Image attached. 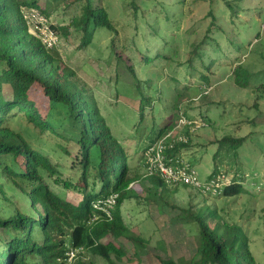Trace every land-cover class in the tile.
I'll use <instances>...</instances> for the list:
<instances>
[{"label": "trees", "instance_id": "trees-1", "mask_svg": "<svg viewBox=\"0 0 264 264\" xmlns=\"http://www.w3.org/2000/svg\"><path fill=\"white\" fill-rule=\"evenodd\" d=\"M47 1H52L53 5L61 4L44 9L38 0H0V198L5 205L1 208L2 214L0 211V264H67L64 260L69 250L90 255L88 260L74 258L69 264H95L93 256L107 264L121 262L128 257L130 250L135 255L147 243L141 235L133 233L120 213L125 200L139 197L133 184L135 177L130 174L123 148L99 113L85 82L64 63L56 50L58 44L47 49L29 34L28 21L24 17L35 10L44 18L49 29L55 32L57 42L59 36L63 39L76 38L77 49L84 51L94 47L92 42L96 32L105 30L111 36L108 49L113 53L120 36L124 41L132 40L125 33L130 30L131 24L135 30L141 29L138 16L142 5L148 0L123 2L125 22L122 24L110 19L105 0ZM190 1L189 7L197 3V0ZM220 2L225 13L238 21L242 9L240 3L235 0ZM185 3L186 0H183L179 4L185 6ZM158 5L162 3L158 1ZM182 14L189 16L190 35L194 37L178 46L167 59L179 67L202 68L203 71H197V80L206 86L204 80H208L206 74H210L207 71L214 61L220 65L221 58L230 50L227 42H234L232 38L228 40V34L215 23L211 8L207 12L211 21L205 28L204 36L199 27L202 22L190 18L191 12L183 10ZM57 16L62 19L53 22ZM130 59V56L123 58L122 55L117 58L127 69V79L136 80L133 65L128 63ZM197 61L199 64L195 67ZM230 71L229 77L236 87L249 88L246 80L248 72L241 64ZM139 83L136 82L135 94L140 90ZM205 88L207 91L203 94L207 95L211 86ZM178 96L180 94H174L170 98L169 106L165 101L166 115L175 109V119L168 124L167 116L165 125L155 138H146L145 144L164 137L176 119L186 117L177 106ZM157 100L162 101V97L158 96ZM259 100L256 98L254 102L257 110ZM137 103V113L140 115L137 126L142 124V120L150 118L152 121L153 100L148 102L142 97ZM198 119L204 124L208 123L205 115ZM22 123L25 131L31 128L37 137L47 134L48 138L59 137L76 145L78 152L73 161L78 159L79 175L74 181L59 183L66 192L81 196L79 201L71 202L65 195L52 191L44 181L45 177L59 176L60 172L47 156L32 148L22 133L11 126ZM138 129L135 128L136 131ZM184 134L187 136L188 132ZM245 139L223 137L217 144L236 148ZM186 140L188 142L187 137ZM180 146L183 144H176L168 153L176 157ZM237 171L235 168V175ZM57 179L59 177L52 182L57 184ZM150 181L158 187L165 186L158 178H150ZM7 191L15 194L19 191L26 200V207L20 210L6 197ZM241 191V185L234 183L224 190L222 197L236 196ZM111 194L118 197L114 213L108 219L93 206L97 200ZM28 209L31 210L30 214L27 213ZM207 212L215 216L213 211ZM188 217L198 227L195 256L191 259L180 257L176 261L153 256V264H256L247 238L239 227L214 220L215 224L209 226L200 213L194 216L188 214Z\"/></svg>", "mask_w": 264, "mask_h": 264}, {"label": "rangeland", "instance_id": "rangeland-1", "mask_svg": "<svg viewBox=\"0 0 264 264\" xmlns=\"http://www.w3.org/2000/svg\"><path fill=\"white\" fill-rule=\"evenodd\" d=\"M105 1L110 19L124 23L122 4L127 0ZM182 1L148 0L138 16L141 29L135 30L131 24L130 30L125 33L132 40L124 41L120 36L113 53L108 49L111 36L105 30L96 32L92 42L94 47L85 51L77 49L76 38L63 39L59 36L57 42L58 54L85 82L99 113L122 146L129 172L135 177V187L139 190L138 198L123 202L120 213L133 233L146 240V246L135 255L130 250L127 258L113 264H153V256L172 261L180 257L193 258L198 244V227L188 214L194 216L198 213L209 226L215 224L214 220L239 227L247 238L255 263L264 264V98L260 99L264 95V0H235L242 8L238 21L225 13L220 0H197L192 7H189L190 0H186L185 6L179 4ZM38 4L46 9L61 3L53 5L52 1L38 0ZM210 8L216 18L215 23L234 43L227 42L230 50L221 58L220 65L214 61L210 70H204L210 73L206 74L208 80H204L205 86L197 80V71H203L202 68L179 67L167 58L175 53L178 46L194 37L190 35L189 16L182 14L183 10L191 12L190 18H194L195 22H202L199 27L204 36L205 28L211 21L207 15ZM39 17L44 20L41 15ZM60 19L57 16L53 22ZM29 33H33L31 27ZM121 55L123 58L131 57L128 63L133 65L137 81L127 79V69L117 60ZM198 64L197 61L194 66ZM238 64L248 72V89L236 87L229 77L230 70ZM136 82H140V90L135 94ZM209 85L208 94H203ZM174 94H180L177 106L186 117L181 116L184 124L179 122V118L168 129L167 141L184 139L182 133L188 132V142L177 149V157L192 165L200 183L212 171H225L236 176L237 168L241 179L235 177V182L241 185L240 194L210 197L183 186L158 187L145 177L146 160L142 157L148 144H145V139L155 138L165 125L167 116L168 124L175 119V109L166 115L165 103L167 100L169 106ZM158 96L162 97V101L157 100ZM142 97L148 102L153 100L154 110L153 120H142L139 127L137 102ZM256 98L260 99L258 110L254 108ZM201 115H205L207 126L200 123L198 118ZM11 126L22 133L32 148L47 156L50 163L57 167L59 176L44 178L51 190L65 195L71 202L79 201L81 196L66 192L60 184L61 181H74L79 175L78 159L73 161L78 152L76 145L59 137L48 138L47 134L37 137L31 128L25 131L23 123ZM135 128H139L138 131ZM223 137L246 139L234 148L219 146L217 142ZM56 177H59L57 184L52 182ZM14 194L7 191L6 197L22 210L27 205L26 200L19 191V195ZM2 206L5 205L0 198V209ZM208 210L213 211L215 216H210ZM0 211L2 214V209ZM27 213L30 214L31 210L28 209ZM88 258L90 255L86 252L78 251L74 260ZM93 260L95 264H107L94 256Z\"/></svg>", "mask_w": 264, "mask_h": 264}, {"label": "built area", "instance_id": "built-area-1", "mask_svg": "<svg viewBox=\"0 0 264 264\" xmlns=\"http://www.w3.org/2000/svg\"><path fill=\"white\" fill-rule=\"evenodd\" d=\"M28 21L29 28L33 29L31 35H36L37 39L47 49H51L57 44V38L55 32L50 30L46 24V21L40 20L39 14L35 10H31L25 14L24 17ZM29 32V29H28ZM30 34V33H29ZM35 37V36H34ZM147 156L150 163V170L155 172L159 177L163 179L167 184H185L201 189L203 192L217 193L222 185L224 179L223 176H216L207 184H200L195 176V172L191 170L187 165H179L172 167L164 162L163 147L158 144L150 148L147 152ZM114 204V199L110 198L104 202H99L97 207L104 210L107 214V208L111 209ZM73 254L70 253V256Z\"/></svg>", "mask_w": 264, "mask_h": 264}, {"label": "clouds", "instance_id": "clouds-1", "mask_svg": "<svg viewBox=\"0 0 264 264\" xmlns=\"http://www.w3.org/2000/svg\"><path fill=\"white\" fill-rule=\"evenodd\" d=\"M206 94V93H205ZM180 123L184 124L185 121L181 118L179 120ZM201 124H204L202 122H200ZM208 124V123H207ZM207 124H204L207 126ZM167 135V134H166ZM164 136L160 139H157L155 142L151 143V144H148L144 150H143V154H142V157L144 158L145 161V167L146 170H144L145 172V177H148V178H158L160 179L163 184L166 186V187H177V186H183V187H187V188H192L193 190H196L198 191L200 194L202 195H205V196H210V197H217V196H221L224 192V190H226L228 187H230L231 185H233L235 182V177H238V175L234 176L232 174H228L227 172L225 171H218V172H210L207 176V178L203 181V182H199L198 179H197V174H196V171L194 170V168L192 167V165L189 163V162H186V161H183L182 159L178 158L177 156L176 157H172L170 155V153H168V151H172L173 150V146H175L176 144H183L186 145L187 144V140H186V135L184 133H182V137L184 139H175L173 138L172 140H169L167 141V138L169 136ZM160 144L162 147H163V158H164V162L167 164V165H170L172 167H177L179 166L180 164L181 165H187L191 170H193L195 172V176H196V179L197 181L204 185V184H207L209 183L212 179H214L216 176H223L224 179L222 181V185L220 187V189L218 190L217 193H212V192H203L201 189L199 188H196V187H193L191 185H185V184H180V183H175V184H167L165 181H163V179L161 177H159L155 172L151 171L150 170V163H149V159H148V156H147V152L150 150V148L154 147L155 145H158ZM231 177V178H230ZM240 179V177H238ZM133 184H135V181L133 182ZM136 185V184H135ZM131 186V185H130ZM139 192V190H137ZM138 192H136L138 194ZM117 194H111L110 196H108L107 198H104V199H100V200H97L95 205L93 206L94 209H96L98 212H100V214H102L103 216L107 217L108 219L111 218V216L113 215L114 213V210H115V207H116V201H117ZM110 198H113L114 199V204L112 206L111 209H108L107 208V212L108 214L104 211V210H101L97 207L98 203L99 202H104ZM133 199H129V201H132ZM123 204V203H122ZM121 204V205H122ZM79 250H69L67 253H66V257H65V262L67 264L71 263L73 261V259L75 258V253L78 252ZM70 253H72L73 255L70 256Z\"/></svg>", "mask_w": 264, "mask_h": 264}]
</instances>
